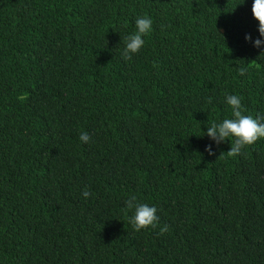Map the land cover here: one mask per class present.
I'll list each match as a JSON object with an SVG mask.
<instances>
[{"label": "trees", "instance_id": "16d2710c", "mask_svg": "<svg viewBox=\"0 0 264 264\" xmlns=\"http://www.w3.org/2000/svg\"><path fill=\"white\" fill-rule=\"evenodd\" d=\"M252 4L0 0V264H264V139L228 157L204 135L226 95L264 115Z\"/></svg>", "mask_w": 264, "mask_h": 264}, {"label": "clouds", "instance_id": "9594fccd", "mask_svg": "<svg viewBox=\"0 0 264 264\" xmlns=\"http://www.w3.org/2000/svg\"><path fill=\"white\" fill-rule=\"evenodd\" d=\"M252 15L258 21V32L261 38H264V0H253ZM153 21L147 15L137 17L135 21L136 31L124 38L125 48L123 49L122 56L124 60H131L134 54L139 53L145 44L144 37L152 30ZM257 38L254 41V47L260 48L264 46V39ZM246 41H251V35L245 36ZM246 69L240 67L238 69L239 75H244ZM226 104L230 107L231 117L225 118L222 122H212L207 126V135L218 146L221 142L231 141V148L226 152L228 157H235L241 153L242 149L254 145L258 140L264 139V115H257L253 118L251 115H244L246 109L242 106V98L238 95H226ZM212 102V98H208V103ZM79 139L87 143L90 136L86 132L80 134ZM205 151L209 155H215L212 144L205 147ZM82 195L88 198L91 193L84 190ZM122 211L127 215L129 211L133 215L129 217V222L132 228L139 232L142 229L152 228L158 226L159 217L156 215L157 209L149 206L147 203L137 202L135 196L130 197L125 201V208ZM168 231V226L165 225L160 228L158 235H162Z\"/></svg>", "mask_w": 264, "mask_h": 264}]
</instances>
